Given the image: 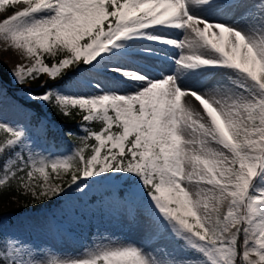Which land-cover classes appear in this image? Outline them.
Wrapping results in <instances>:
<instances>
[{
	"label": "snow or ice",
	"instance_id": "snow-or-ice-1",
	"mask_svg": "<svg viewBox=\"0 0 264 264\" xmlns=\"http://www.w3.org/2000/svg\"><path fill=\"white\" fill-rule=\"evenodd\" d=\"M15 3L24 7L0 20V39L33 61L17 66V83L68 78L67 89L53 84L28 100L80 116L84 135L72 155L47 157L35 151L51 133L46 118L23 107L24 119L0 115V189L15 184L34 205L107 186L108 205L145 239L105 238L64 257L10 239L0 264H264V0H0V8ZM44 54L62 58L49 66ZM156 58L175 70L153 76ZM190 75L220 79L199 91L184 86Z\"/></svg>",
	"mask_w": 264,
	"mask_h": 264
},
{
	"label": "rangeland",
	"instance_id": "rangeland-1",
	"mask_svg": "<svg viewBox=\"0 0 264 264\" xmlns=\"http://www.w3.org/2000/svg\"><path fill=\"white\" fill-rule=\"evenodd\" d=\"M249 3L258 4L259 0H249ZM23 7V3L5 5L0 8V13H2L0 14V20L15 11L21 10ZM170 35L179 38L182 34L173 31ZM164 52L168 56L179 54L178 52L174 53L168 47L164 48ZM61 58V56L54 57L50 54H44L43 56L44 62L49 66ZM32 63L33 61L21 50L0 39V65L9 70L12 80L11 83H5L0 78V115L9 120L24 119L22 115L17 113V109L20 107H23L25 112L29 111L25 104L29 101L28 93L22 96L17 95L11 91L13 87L23 85V88H29L32 92H38L41 89V84L37 83V75L34 78H26L23 84L17 83L14 75L18 65L27 68ZM151 64V70L160 73V75L162 72L171 74L175 70V66L167 59L156 58L153 59ZM68 70L66 69L65 72ZM41 74H45L49 79L48 82H50V85L48 84L42 91L53 84L63 86L65 89L70 87L68 78L63 77L60 81L54 82L47 73L38 75ZM70 79L75 80L77 77H70ZM188 87L203 91L198 82L192 83ZM81 91L88 90L81 89ZM35 143V151L45 156L44 151H47L41 138L37 139ZM49 157L62 156L52 153L49 154ZM61 179L63 181L70 180V174L64 175L62 173ZM113 184L115 189L122 192L126 190L127 184L123 179L116 180ZM106 189L107 186L104 188L94 186L86 197L69 193L68 196L61 195L59 198L52 200L37 201L33 205L30 194L23 188H19L14 200L16 206H22V210L19 213H10L9 209H5L2 205L0 227L4 235L9 236V240L19 239L25 241L29 246L37 248L42 254H54L60 257L82 254L85 248H91L95 244L102 243L105 238L121 242H143L145 237L141 228L130 225L118 208L108 205L109 198ZM88 201H91V203H88ZM0 250H4V248H0Z\"/></svg>",
	"mask_w": 264,
	"mask_h": 264
},
{
	"label": "trees",
	"instance_id": "trees-1",
	"mask_svg": "<svg viewBox=\"0 0 264 264\" xmlns=\"http://www.w3.org/2000/svg\"><path fill=\"white\" fill-rule=\"evenodd\" d=\"M0 75L3 81L11 82L9 71L6 67L0 65ZM62 78V77H60ZM58 78V79H60ZM39 82L48 81L45 79L44 75H40L38 78ZM47 85V84H46ZM19 93L24 91L17 87L13 89ZM31 108V113L38 111L41 114V118H46L50 122L51 133L43 138V142L48 150L59 152L62 156L72 155L74 150L79 146V140L77 137L84 135L81 129L78 127L80 124V116H75L73 119H68L64 116L56 114L55 109L48 107L47 109L41 105L32 102L27 103ZM91 127L98 129L99 124H92ZM89 143H94L90 140ZM89 150H85V155H88ZM47 157L49 152L46 153ZM19 189L16 190L15 184H13L12 190L7 187L0 189V214L3 211L1 206L3 205L5 209H9L11 212H17L21 209V206H16L14 196L18 194ZM8 207V208H7ZM9 237L5 236L0 227V248H5Z\"/></svg>",
	"mask_w": 264,
	"mask_h": 264
},
{
	"label": "bare ground",
	"instance_id": "bare-ground-1",
	"mask_svg": "<svg viewBox=\"0 0 264 264\" xmlns=\"http://www.w3.org/2000/svg\"><path fill=\"white\" fill-rule=\"evenodd\" d=\"M199 6L201 7L202 5H200V4L194 5V7H197L196 8L197 10L200 9ZM181 36H179V38ZM151 73L153 76H156V77H159V75H160V73H156V71H152V70H151ZM162 73L165 74L164 72H162ZM216 79H219V78L217 77L215 79H212V78L200 79L199 77H196L195 75H190V76H187L183 79L184 80L183 83H184L185 87H188L190 84H192V83L195 84V82H198L200 84V87L203 89V91H206L207 89L212 87V85L216 82ZM132 87H134V86L133 85H121L120 86L122 91H127ZM204 87H206V88H204ZM185 99H189V98L186 97ZM192 103H193L194 107L199 108L198 102L194 101V99H192Z\"/></svg>",
	"mask_w": 264,
	"mask_h": 264
}]
</instances>
